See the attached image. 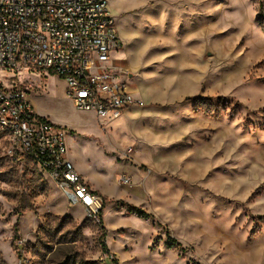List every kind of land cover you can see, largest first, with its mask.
Wrapping results in <instances>:
<instances>
[{"label": "rangeland", "instance_id": "rangeland-1", "mask_svg": "<svg viewBox=\"0 0 264 264\" xmlns=\"http://www.w3.org/2000/svg\"><path fill=\"white\" fill-rule=\"evenodd\" d=\"M107 1L131 75L117 82L143 107L102 121L55 74L15 79L66 130L103 223L0 136V264H113L104 243L119 264H264V0Z\"/></svg>", "mask_w": 264, "mask_h": 264}, {"label": "built area", "instance_id": "built-area-1", "mask_svg": "<svg viewBox=\"0 0 264 264\" xmlns=\"http://www.w3.org/2000/svg\"><path fill=\"white\" fill-rule=\"evenodd\" d=\"M121 49L107 0H0V77L12 82L0 83V136L38 165L70 207L82 206L87 219L100 226L106 202L71 161L66 130L37 116L15 79L32 71L55 74L78 111L102 121L117 119L144 106L117 82L130 76L113 58Z\"/></svg>", "mask_w": 264, "mask_h": 264}, {"label": "trees", "instance_id": "trees-1", "mask_svg": "<svg viewBox=\"0 0 264 264\" xmlns=\"http://www.w3.org/2000/svg\"><path fill=\"white\" fill-rule=\"evenodd\" d=\"M263 8H264V6H263V4H261L259 9L257 10V20H258V22L260 21L261 17L263 16L262 15V12L264 11ZM130 211L132 212V210H130ZM134 213H136L139 217H143V218L147 217V215L139 212L138 210H135ZM102 251L107 256V258H109L111 260V262L113 264H119L118 261L114 257L111 256L110 251L107 248V245L105 243L102 245Z\"/></svg>", "mask_w": 264, "mask_h": 264}, {"label": "crops", "instance_id": "crops-1", "mask_svg": "<svg viewBox=\"0 0 264 264\" xmlns=\"http://www.w3.org/2000/svg\"><path fill=\"white\" fill-rule=\"evenodd\" d=\"M121 52H122V49L120 50ZM117 52V53H115L114 55H113V57H114V59L115 60H117V65L120 67V69L122 70V71H124V72H126V73H128L129 75H130V73H129V68H128V66L126 65V61H125V56L124 55H122L121 54V52ZM125 53H127L126 51H125ZM127 55V54H126ZM130 78H131V75H130ZM131 93L133 94V92L131 91ZM134 95V94H133ZM83 176V175H82ZM85 179V178H84ZM86 180V179H85ZM90 185V184H89ZM93 190H95L96 191V189H94V188H92ZM98 191V190H97Z\"/></svg>", "mask_w": 264, "mask_h": 264}, {"label": "bare ground", "instance_id": "bare-ground-1", "mask_svg": "<svg viewBox=\"0 0 264 264\" xmlns=\"http://www.w3.org/2000/svg\"><path fill=\"white\" fill-rule=\"evenodd\" d=\"M120 118V117H119ZM119 118H117V119H119ZM117 119H113V120H117Z\"/></svg>", "mask_w": 264, "mask_h": 264}]
</instances>
